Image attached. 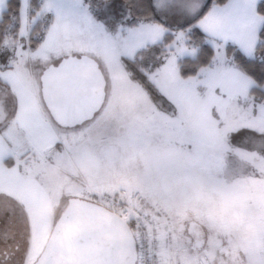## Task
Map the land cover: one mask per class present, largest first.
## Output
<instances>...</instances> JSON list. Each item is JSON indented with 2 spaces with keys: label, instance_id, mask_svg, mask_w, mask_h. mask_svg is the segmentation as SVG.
I'll use <instances>...</instances> for the list:
<instances>
[{
  "label": "snow or ice",
  "instance_id": "6c2138e0",
  "mask_svg": "<svg viewBox=\"0 0 264 264\" xmlns=\"http://www.w3.org/2000/svg\"><path fill=\"white\" fill-rule=\"evenodd\" d=\"M0 264H264V0H0Z\"/></svg>",
  "mask_w": 264,
  "mask_h": 264
}]
</instances>
